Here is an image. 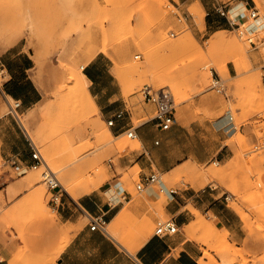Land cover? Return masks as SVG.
Returning a JSON list of instances; mask_svg holds the SVG:
<instances>
[{"label":"rangeland","instance_id":"1","mask_svg":"<svg viewBox=\"0 0 264 264\" xmlns=\"http://www.w3.org/2000/svg\"><path fill=\"white\" fill-rule=\"evenodd\" d=\"M255 1L264 14V0ZM197 8V0H0V47L20 41L33 49L32 74L43 92L38 103L18 108L15 114L0 92V116L18 120L64 187L63 182L80 181L83 195L104 189L119 177L120 194L127 191L133 201H146L139 216L129 210L133 202H125L126 214L115 230V241L133 255L154 234L156 220L171 217L165 211L168 195L158 185L137 189L141 167L129 165L127 159L142 149L141 142L111 129L101 109L92 107L86 93L75 90L78 68L83 64L85 68L79 69L83 72L95 68L103 95L113 86L116 102L132 112L135 125L149 118L138 116L147 106L142 88L148 84L168 88L175 98L179 128L166 138V155L175 149L213 155L220 145L216 122L232 116L233 127L224 137L230 150L224 159L217 155L205 162L188 160L160 175L168 187L213 193L229 223L239 230L241 238L217 226L213 213L196 212L189 205L195 219L184 231L206 246L203 264H223L225 259L264 264V28L249 32L228 25L216 32L206 25L205 8ZM216 75L227 85L226 93L212 88ZM101 124L113 134L106 145L93 133ZM217 157L220 162L214 163ZM9 168L2 163L0 177L11 173L10 184L26 174L33 184L13 197L0 180L2 243L13 238V229L24 240L27 226L43 220L38 215L41 208L42 214L56 217L50 205L52 191L43 178L47 166L28 168L24 174ZM67 192L64 196L71 197ZM39 202L43 205L38 208ZM106 228L113 233L111 224ZM15 256L23 263L53 257L34 254L26 244Z\"/></svg>","mask_w":264,"mask_h":264},{"label":"crops","instance_id":"2","mask_svg":"<svg viewBox=\"0 0 264 264\" xmlns=\"http://www.w3.org/2000/svg\"><path fill=\"white\" fill-rule=\"evenodd\" d=\"M197 1L206 10L207 27L216 32L220 27L229 25L227 19L215 11L218 4L228 5L230 13L235 15L258 8L255 0ZM257 23L259 24H254L264 28V21L259 20ZM29 51H33V49L20 44V41L6 48L0 47V65H4L7 69V80L2 87L10 97L21 101L20 109L30 108L38 103L43 96L42 89L32 74L35 62ZM84 74L90 84L89 90L103 115L108 117L116 109L125 107L116 102L115 98L118 94L115 93L113 86H109V93L103 95V90L99 85V73L95 68L89 66ZM145 103L147 106L144 113L138 116L149 118L135 125L133 114L129 110L125 119L111 128L117 133L123 134L126 128L136 127L138 139L135 141L141 142L142 149L133 152L132 156L127 159V163L140 165L139 180H143L146 175L155 171L169 172L188 160L205 162L217 155L220 159H224L230 150L229 145L224 143V137L230 131L232 120L230 117L224 116L216 122L220 145L213 155L203 156L199 149L180 153L175 149L173 155H166L168 147L166 138L179 127L174 125L169 130L160 129L156 118L150 116L155 111V105ZM13 116L15 115L13 114ZM29 140L16 118L0 116V166L4 163L5 166L10 167L8 170L12 172L14 170L26 173L27 169L31 168L32 161ZM156 140H159L158 144ZM10 175L11 173H5L0 177V180L7 184L10 196L14 197L22 193L33 184L31 176L27 174L20 177L15 183L11 181L10 184ZM122 185L123 182L120 178L114 177L104 189L100 188L94 192L84 193L77 200L71 195V197L63 195L62 201L58 205L50 203L56 212L55 219L53 216L38 212L43 220L27 226L24 240L18 234V230L13 229V238L5 243L0 241V264H134V257H137L143 264H201L202 247L206 246L188 237L184 231V227L195 219V213L189 208V205H192L196 212L199 209L207 215L213 213L217 220L216 225L219 223V227H224L226 231H233L237 238H241L239 230H236L229 223L230 219L225 217L221 200L217 196L213 193H206L205 189L199 192L191 187L179 188L176 195L167 196L168 202L165 205V211L175 219L179 230L164 236L154 234L150 237L147 236L137 247L136 255H133L125 246L115 241L116 238L109 231L106 232L100 228L91 229L90 227V217L101 216L105 227L111 224L112 228L117 231L118 224L122 220L121 214L126 211L124 209L125 202H135L136 205L135 203L131 204L129 210L137 216L141 215L143 203L146 201L143 198L133 201L132 195L127 191L120 194L117 190ZM84 217L88 219L87 222H83ZM1 237L0 235V239ZM25 244L28 250L34 254L52 255L53 257H46V260H38L35 263L31 261L23 263L15 255L19 247H23Z\"/></svg>","mask_w":264,"mask_h":264},{"label":"built area","instance_id":"3","mask_svg":"<svg viewBox=\"0 0 264 264\" xmlns=\"http://www.w3.org/2000/svg\"><path fill=\"white\" fill-rule=\"evenodd\" d=\"M215 11L225 17L227 19V22L229 25L233 28H243L245 27L249 32L256 31V27L259 25H256L254 23H257V21L262 20L264 21V14L261 13L260 9L253 8L249 9L246 12L239 14V15H231L230 8L228 5L225 4H218L215 7ZM250 41L252 43H255V41L251 38ZM136 58L140 57L139 54L135 56ZM85 68V67H84ZM0 74L2 82H0V90L2 94L5 96L7 101L9 102V105L11 107V111L15 114L18 111V108L21 106V101L19 99H14V101H10L8 98V94L3 89V84L7 80V69L4 65H0ZM212 88L217 91L218 93H226L227 85L221 78V76L216 75L214 78V84L212 85ZM142 94L144 97L145 102L152 103L155 105V115L154 117L157 120V124L160 129L162 130H169L174 125H176V103L175 98L173 94L170 92L168 88H159L156 89L152 85H145L142 88ZM129 109L123 107L116 109L110 116L107 117L106 122L107 125L112 128L117 125L119 121H122L125 119V117L128 114ZM230 119L232 120L233 117L230 116ZM236 127V126H235ZM125 133L127 134V137L131 140L138 139V133L136 130V127L131 126L125 129ZM30 141L31 146V164L30 167L34 169H38L43 164H45V159L41 153V151L38 149L37 145L34 143L33 140ZM156 143H159V140H156ZM264 147V145H261ZM259 147V146H257ZM220 161L216 159L214 163H219ZM47 168L43 173L44 181L47 183L49 189L52 191V195L50 198V203L53 205H58L61 203L63 195H64V189L59 183V178L54 170H52L48 165H46ZM151 185H158L159 190L163 192L166 195H176L179 192V188L176 187H168L165 182L162 180V177L160 175V172L155 171L152 172L144 177L143 180H139L137 182L136 187L139 191H145L148 186ZM229 196H227L228 198ZM91 229H97L100 228L103 231H106V227L103 223V219L101 216H91ZM179 230V225L175 221L173 217H169L166 219L159 218L156 220L155 223V229H154V235L164 236L167 234L175 233ZM134 264H143L137 257H134Z\"/></svg>","mask_w":264,"mask_h":264},{"label":"bare ground","instance_id":"4","mask_svg":"<svg viewBox=\"0 0 264 264\" xmlns=\"http://www.w3.org/2000/svg\"><path fill=\"white\" fill-rule=\"evenodd\" d=\"M197 3H198V8H200L201 6H200V2L199 1H197ZM198 8L197 9H195V10H198ZM199 19H200V21L202 22V23H204V17L203 16H200L199 17ZM256 24H259V23H256ZM256 29H263L262 27H260V26H257L256 27ZM221 35V34H220ZM216 36V35H215ZM222 36V35H221ZM220 37V36H219ZM213 39V38H212ZM218 39H220L221 40V38H218L217 37V40L216 41H218ZM212 41V40H211ZM213 43V42H212ZM216 43V42H215ZM219 43V42H218ZM214 44V43H213ZM95 54V53H94ZM94 54L91 56V57H93L94 56ZM86 63V62H85ZM81 67L84 69V67H85V64H83V65H81ZM80 67V68H81ZM80 68H78V75L77 76H75V83H74V87H75V90H77V91H80V92H82V93H86L88 96H89V98L91 99V105H92V107L93 108H98V105H97V103H96V101H95V99L93 98V95H92V93H91V91L89 90V88L87 87L88 86V83H89V81H88V79H87V77H86V75L84 74V72H83V70H79ZM204 69V68H203ZM226 70H228L227 68H226ZM117 72V71H116ZM120 75V74H119ZM120 77V76H119ZM121 78V77H120ZM91 83V82H90ZM84 107H85V111H88V108H87V105L86 104H84L83 105ZM83 106H81L82 108H83V110H84V107ZM50 108V106L48 107V109ZM92 115V114H91ZM90 115V116H91ZM89 118V117H88ZM92 120V118L90 119V121ZM89 121V120H88ZM88 123V122H87ZM91 123V122H90ZM97 122H95V124H96ZM89 124V123H88ZM26 126V129H28L27 128V125H25ZM99 126V125H98ZM101 127H97V125L96 126H94L93 128H94V131H93V133H95V135H97V137H98V141H99V143L101 144V145H106V144H108V143H110V141H111V137H112V131H111V129L110 128H105V127H102V124L100 125ZM91 130H92V127H91ZM134 140H137V139H134ZM50 148V147H49ZM46 150V149H45ZM43 151V152H45L46 153V151ZM50 150V149H49ZM51 151V150H50ZM49 151V154L50 155H52L51 154V152ZM48 156V155H47ZM46 156V157H47ZM47 159H48V157H47ZM51 159H53L52 157H51ZM48 161H49V159H48ZM50 162V161H49ZM45 164L46 165H48V163L46 162V160H45ZM49 166V165H48ZM214 175H216V174H214ZM85 176V175H84ZM83 177V176H82ZM28 180V179H27ZM80 180V179H79ZM97 180V179H96ZM92 182V181H91ZM59 183L61 184V186L63 187V189L67 192V190H68V192L70 193V195H72V197H79L81 194H80V192H79V184H80V181H78V182H74V181H69V182H63L64 183V185H65V187H66V189H65V187L63 186V184H62V182L60 181V179H59ZM29 184V183H28ZM92 185H93V183H92ZM92 188V187H91ZM112 191V190H111ZM110 191V192H111ZM67 192V193H68ZM84 192V191H83ZM34 193V192H33ZM108 193H109V191H108ZM36 198V197H35ZM41 199H42V197H41ZM36 201H37V199H36ZM38 202V201H37ZM41 202V201H40ZM39 202V206H38V208L40 207V203ZM33 203H35V202H33ZM135 203V202H134ZM134 203H132V204H134ZM41 205H43V204H41ZM135 205H136V203H135ZM134 206V205H133ZM134 208V207H133ZM38 211H41V212H39V214L41 213L42 214V212L44 211V208H43V211H42V208L40 209V210H38ZM126 211H124V212H122V214H121V217L123 218L124 217V215L126 214L125 213ZM121 218V219H122ZM111 230H113V233L112 232H110L111 234H112V236H114L115 237V229L114 228H112ZM110 234V235H111ZM113 237V238H114ZM116 238V237H115ZM140 245V244H139ZM139 247V246H138ZM223 264H233V262H231V260L229 259V260H224V262H222ZM201 264H203V262L201 261ZM243 264H245V263H243Z\"/></svg>","mask_w":264,"mask_h":264}]
</instances>
